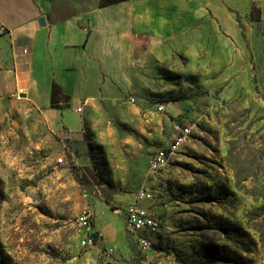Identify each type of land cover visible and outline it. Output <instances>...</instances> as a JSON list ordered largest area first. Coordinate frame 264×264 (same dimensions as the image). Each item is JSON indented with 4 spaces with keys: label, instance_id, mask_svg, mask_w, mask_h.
<instances>
[{
    "label": "rangeland",
    "instance_id": "374dc122",
    "mask_svg": "<svg viewBox=\"0 0 264 264\" xmlns=\"http://www.w3.org/2000/svg\"><path fill=\"white\" fill-rule=\"evenodd\" d=\"M73 1L59 0L62 14ZM252 29L235 72L178 57L79 133L0 114V264H264V25ZM64 114L87 117L83 99ZM175 124L190 133L172 150ZM158 150L169 162L152 171ZM141 191L159 221L146 249L126 224ZM81 218L95 246L81 247Z\"/></svg>",
    "mask_w": 264,
    "mask_h": 264
},
{
    "label": "crops",
    "instance_id": "0c3cea01",
    "mask_svg": "<svg viewBox=\"0 0 264 264\" xmlns=\"http://www.w3.org/2000/svg\"><path fill=\"white\" fill-rule=\"evenodd\" d=\"M58 2L0 0L6 27L0 114L36 115L51 132L79 133L90 112L144 92L178 57L206 72H235L247 57L252 26L264 25V0H127L106 7L74 0L63 14ZM253 4L260 9L258 23L250 18ZM53 83L70 97L69 107L83 99L87 117L69 123V107L52 108Z\"/></svg>",
    "mask_w": 264,
    "mask_h": 264
},
{
    "label": "built area",
    "instance_id": "2783aa9c",
    "mask_svg": "<svg viewBox=\"0 0 264 264\" xmlns=\"http://www.w3.org/2000/svg\"><path fill=\"white\" fill-rule=\"evenodd\" d=\"M6 32L5 25L0 21V35ZM131 102H135L134 98H130ZM156 109L162 111L164 108L161 105H157ZM77 112H81V108L77 109ZM190 130L187 127L175 124L172 131V141L173 144L170 148L174 150L176 147L180 146L185 138L189 135ZM169 162V157L165 150H158L151 157V170L156 171L163 168ZM152 194L147 191H141L138 193L136 198V203L130 205L127 211L126 224L128 230L134 235L136 241L143 247L149 248L151 243L150 240L144 235L146 232H153L158 229L159 221L152 214H150L146 209L138 204V200L150 199ZM81 224L85 228L86 232L84 237L81 239V247L89 248L97 244L96 234H94L91 229V224L86 220V218L80 219Z\"/></svg>",
    "mask_w": 264,
    "mask_h": 264
},
{
    "label": "trees",
    "instance_id": "16d2710c",
    "mask_svg": "<svg viewBox=\"0 0 264 264\" xmlns=\"http://www.w3.org/2000/svg\"><path fill=\"white\" fill-rule=\"evenodd\" d=\"M123 1H127V0H98V6L106 7ZM250 18L254 22L260 21V9L254 4L251 6ZM69 100H70L69 96L62 94L60 86L56 83H53L51 88V95H50L51 107L56 109L68 108ZM106 204L108 205L109 202L106 201ZM109 208L111 211H114V208L112 206H109ZM154 247L157 250L166 251L165 246H163L160 241L158 242L157 245H154Z\"/></svg>",
    "mask_w": 264,
    "mask_h": 264
},
{
    "label": "water",
    "instance_id": "95a60500",
    "mask_svg": "<svg viewBox=\"0 0 264 264\" xmlns=\"http://www.w3.org/2000/svg\"><path fill=\"white\" fill-rule=\"evenodd\" d=\"M39 23H40L41 25H44V24H45V19H44V18H40Z\"/></svg>",
    "mask_w": 264,
    "mask_h": 264
}]
</instances>
